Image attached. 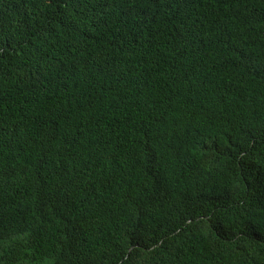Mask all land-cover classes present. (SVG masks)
Returning a JSON list of instances; mask_svg holds the SVG:
<instances>
[{"label":"trees","instance_id":"16d2710c","mask_svg":"<svg viewBox=\"0 0 264 264\" xmlns=\"http://www.w3.org/2000/svg\"><path fill=\"white\" fill-rule=\"evenodd\" d=\"M0 264H264V0H0Z\"/></svg>","mask_w":264,"mask_h":264}]
</instances>
